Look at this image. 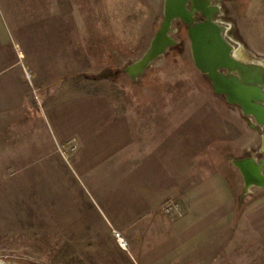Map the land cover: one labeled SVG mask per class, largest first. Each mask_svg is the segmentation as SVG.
Segmentation results:
<instances>
[{
	"label": "rangeland",
	"instance_id": "obj_1",
	"mask_svg": "<svg viewBox=\"0 0 264 264\" xmlns=\"http://www.w3.org/2000/svg\"><path fill=\"white\" fill-rule=\"evenodd\" d=\"M208 1L215 12L194 10L192 0L183 10L192 23L216 24L231 58L241 47L245 66L264 67V0ZM165 6L166 0H0L6 30L18 46L12 73H30L33 80L36 69L48 76L52 100L74 94L111 104L116 118L131 125L141 156L139 175L154 170L157 181L170 178L160 170L172 178L195 171L203 182L208 176L226 180L233 199L234 223L226 232L233 264H264V187L248 186L236 165L250 159L264 175V125L214 91L194 63L189 24L179 16L167 26L171 41L141 70L129 71L151 50ZM218 70L240 76L237 68ZM260 82L264 90V79ZM69 153L59 152L60 161L0 185V264H135L132 251L168 250L165 229L177 218L225 215L219 205L200 209L201 196L189 211L177 183H160L159 194L149 208L139 209L134 226L120 223L130 209L99 207L68 166ZM129 175L132 171L122 180ZM169 198L176 199L177 208L165 212ZM113 229L128 241V250L118 246Z\"/></svg>",
	"mask_w": 264,
	"mask_h": 264
},
{
	"label": "crops",
	"instance_id": "obj_2",
	"mask_svg": "<svg viewBox=\"0 0 264 264\" xmlns=\"http://www.w3.org/2000/svg\"><path fill=\"white\" fill-rule=\"evenodd\" d=\"M17 49L0 13V94L8 95L0 96V185L52 159L60 161L58 146L73 141L76 149L69 153L68 166L93 193L99 207L130 209L120 223L134 226L139 209L149 208L159 194L155 192L160 183H177L173 185L179 186L189 211L200 196L204 199L200 209L211 204L225 208V215L188 213L177 218L165 229L169 233L164 243L168 250L162 254L132 251L135 264L234 263L233 249L228 250L233 243L226 233L234 223L230 215L233 199L226 180L208 176L203 182L204 177L195 171L187 176L178 172L172 178L160 170V176L170 178L157 181L152 179L154 170L141 171L139 175L141 156L130 123L116 118L113 106L100 98L70 94L52 100L47 93L52 81L45 82L48 76L36 69L33 80L31 74L27 79L26 75L12 73L18 64ZM129 171L133 175L125 182L123 174Z\"/></svg>",
	"mask_w": 264,
	"mask_h": 264
},
{
	"label": "water",
	"instance_id": "obj_3",
	"mask_svg": "<svg viewBox=\"0 0 264 264\" xmlns=\"http://www.w3.org/2000/svg\"><path fill=\"white\" fill-rule=\"evenodd\" d=\"M186 1L187 0H166L165 18L162 26L156 32L151 50L141 61L133 65V70H135V72L141 70L150 58L158 54L165 44L171 41L169 37L165 36L167 26L173 17L181 16L180 14L184 12L183 5ZM181 17L189 24L188 34L191 40L194 63L198 69L206 73L213 85L214 91L224 94L228 103L238 104L245 114L252 115L256 122L264 125V90L260 88V81L264 79V67L258 64L245 66L242 63L243 61L240 62L238 58H231L229 56L230 48L223 40L218 26L213 22L205 21L192 23L191 16ZM208 29L211 30L213 36L201 38L199 36L200 32ZM213 38L215 40H213ZM196 44L198 48H203L205 51L208 50V52L209 50L213 52L214 48L217 56L213 58V60L209 59L206 65L198 63L194 53ZM220 67H226L228 70L237 68L240 76L236 77L231 74H223L218 70ZM248 73L250 74L248 75ZM257 88H260L262 93H258ZM260 101L263 103H259ZM241 163L248 164L247 168L250 178L244 179L246 184L248 186H252L250 184H255L264 187V175L260 172V169L255 166L250 159H241L237 161L236 165L238 168L241 166ZM256 171H259L261 176L256 175V177H251V172L254 175Z\"/></svg>",
	"mask_w": 264,
	"mask_h": 264
},
{
	"label": "bare ground",
	"instance_id": "obj_4",
	"mask_svg": "<svg viewBox=\"0 0 264 264\" xmlns=\"http://www.w3.org/2000/svg\"><path fill=\"white\" fill-rule=\"evenodd\" d=\"M192 1H193L194 10L201 11L203 14H210V13L215 12V9L212 7V5H210L208 0H192ZM180 15L183 16V17H189L190 16L186 12H182ZM181 16H179V17H181ZM199 36L201 38H206V37H212L213 34H212L211 30L208 29V30H204L203 32H200ZM213 40H215V39L213 38ZM195 47L196 48H195V52L194 53H195V56L197 58L198 63L206 65L208 63L209 59L213 60V58H215L217 56L216 51H215L214 48H213V52H211L210 50L208 52V50L205 51L203 48H198L197 44H196ZM235 56L239 59L240 62H242L245 59H247V56H246L245 52L243 51V49L241 47L238 50H236ZM129 71H130L131 74H135V70H133V66H131ZM246 71H247V69H246ZM249 74L250 73H248V75ZM257 92L258 93L261 92L260 88H257ZM247 167H248V164H246V163H241V166L239 167V170H240V172L242 174L243 179H246V178L249 179L250 178V174H248V168ZM256 175H260L259 171H256L254 175L251 172V177L252 176L256 177ZM250 185L257 186L255 184H250Z\"/></svg>",
	"mask_w": 264,
	"mask_h": 264
},
{
	"label": "built area",
	"instance_id": "obj_5",
	"mask_svg": "<svg viewBox=\"0 0 264 264\" xmlns=\"http://www.w3.org/2000/svg\"><path fill=\"white\" fill-rule=\"evenodd\" d=\"M21 53V52H19ZM27 79H30L31 75L30 73H26ZM76 149V145L73 143V141L67 142V144L59 145L58 150L62 156L68 155L69 152H72ZM177 208V201L175 198H169L165 201L164 204V210L165 212H172L175 211ZM112 235L114 239L116 240L118 246L123 250H128L129 243L128 241L122 236L120 231L114 230L112 231Z\"/></svg>",
	"mask_w": 264,
	"mask_h": 264
},
{
	"label": "flooded vegetation",
	"instance_id": "obj_6",
	"mask_svg": "<svg viewBox=\"0 0 264 264\" xmlns=\"http://www.w3.org/2000/svg\"><path fill=\"white\" fill-rule=\"evenodd\" d=\"M188 1V0H187ZM201 12V11H200Z\"/></svg>",
	"mask_w": 264,
	"mask_h": 264
}]
</instances>
